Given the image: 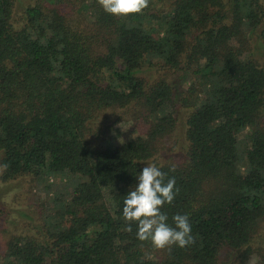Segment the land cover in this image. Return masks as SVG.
I'll use <instances>...</instances> for the list:
<instances>
[{"label": "trees", "instance_id": "1", "mask_svg": "<svg viewBox=\"0 0 264 264\" xmlns=\"http://www.w3.org/2000/svg\"><path fill=\"white\" fill-rule=\"evenodd\" d=\"M71 1L88 7L85 21L55 2L16 20L14 0H0V178L69 188L38 233L0 244V264H223L227 248L256 264L246 246L264 220V64L250 38L264 53V4L150 0L119 18ZM124 119L137 133L107 138ZM179 136L176 155L152 161ZM147 163L175 178L161 211L172 227L187 214L195 244L159 250L135 223L123 230Z\"/></svg>", "mask_w": 264, "mask_h": 264}, {"label": "rangeland", "instance_id": "2", "mask_svg": "<svg viewBox=\"0 0 264 264\" xmlns=\"http://www.w3.org/2000/svg\"><path fill=\"white\" fill-rule=\"evenodd\" d=\"M260 1L264 4V0ZM54 2L69 15V18H75L76 21L78 19L85 21V18H88V13L84 17L82 16L84 13H80L82 10L88 11V7L85 4H74L71 0H14L13 18L20 19L23 9L28 5L34 3L52 5ZM260 30L264 31V21L261 23ZM250 45V50L255 57L264 64V53L254 50V46H258L256 35H251ZM136 133L132 120L124 119L115 124L106 137L110 140H118L134 136ZM167 144V148L152 161H163L176 155L183 146L180 136L177 139L171 137ZM68 191L67 178L61 180L59 177L43 176L34 179L32 176H23L9 181H3L0 178V244L3 245L9 235L38 233L44 215L53 212V201L61 196L67 197ZM246 247L251 254L248 259L250 263L264 264V220L259 223ZM235 254L234 249H224L220 261L223 264H236Z\"/></svg>", "mask_w": 264, "mask_h": 264}, {"label": "clouds", "instance_id": "3", "mask_svg": "<svg viewBox=\"0 0 264 264\" xmlns=\"http://www.w3.org/2000/svg\"><path fill=\"white\" fill-rule=\"evenodd\" d=\"M103 10L110 15L127 18L142 14L150 0H98ZM7 168V165H0ZM175 169H171L174 171ZM155 164H148L138 175V186L129 191L124 199L122 216L127 223L123 230L131 232V224L137 225L136 236L140 241H150L156 249L181 248L195 244L192 228L187 214L173 217L175 227L167 223L168 217L161 211L167 203L171 204L178 192L175 178H168Z\"/></svg>", "mask_w": 264, "mask_h": 264}]
</instances>
